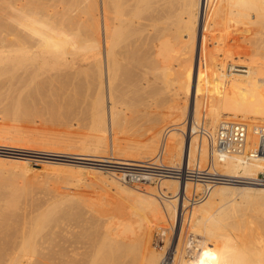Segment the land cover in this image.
<instances>
[{
	"label": "bare ground",
	"instance_id": "1",
	"mask_svg": "<svg viewBox=\"0 0 264 264\" xmlns=\"http://www.w3.org/2000/svg\"><path fill=\"white\" fill-rule=\"evenodd\" d=\"M91 1L93 6L89 5L84 8L88 15V18L85 17L87 18L86 21L90 20L89 22L87 21L88 31L86 32H88V36L85 32L90 44L82 45L84 47L80 46L78 42L80 38L79 40L77 39L78 41H73L70 38L71 36L67 35V29L60 27L62 20V24L66 21L67 26L75 21L74 19L71 22V15L66 18L67 13L60 12L59 14H62L63 18L60 16L62 18L59 19L61 23H58L60 24L59 26L56 25L60 28H53L51 27V21V24L49 21V23H45L47 18H45V22L41 21L43 18L40 20L34 13L28 12L26 6H17L18 11L15 12L14 8L10 7L13 10V16L15 17L17 14L18 21L15 19L13 21L17 28L14 26L12 31V27L8 31V27L6 30V27H3L2 29L4 30H0L1 33L2 31H7L10 32L8 35H12L11 39L4 38L1 41L0 63L4 62L2 65L7 62L11 63V71L15 72L23 68H32L30 70L40 72L43 70V65L51 59V49H48L49 52L45 49L46 47L55 46L58 49L59 47L71 46L69 48H72V52H64L60 55L62 51H65L64 48L63 50L61 48L60 54L57 57L55 56L64 66V80L62 81L66 86L69 83L67 80L70 75L75 80H78L80 75H84L82 77L89 86L84 85L87 90L95 87L97 89L96 92L99 91L98 95L96 92H92L98 96L97 101L93 104L94 115L97 117L94 121L92 120L95 127L106 122H109L110 126H119L118 122L121 124L119 118H126L125 115L119 117L121 113L123 115L122 111L126 107H124L126 104H123L124 101L127 102L123 99L124 94L134 90L137 92L140 88L139 91L142 90V96L139 92L138 94L139 97H143V100H139L144 102V105L145 102L150 104L149 102H153V100L154 105L156 100L167 103V108L163 110L157 104L159 110L157 109L154 112L157 115H160V113L164 114L163 117L168 120L164 127L159 124L156 125L154 122L155 126L153 124L151 129V125L147 124L149 128L146 131L148 129L151 130L146 136L147 143L145 142L146 145H143V152L149 156L156 154L161 140L162 147H164L162 149L172 148L176 143L181 151L184 148L182 165L183 167H186V165L189 168L192 167V169H195V173L254 179L259 172H264V156L249 158L241 154L221 155L214 149L212 150L214 135L218 125L224 120L247 123L251 133L249 139L254 144L256 143V136L253 130L256 126L264 125V0ZM99 9L101 10V16ZM10 10L6 12L11 14ZM70 10L72 9L70 8ZM70 10L65 11L70 12ZM75 11L73 9L72 12L75 13ZM8 14L5 17L6 23ZM3 18V12H1L0 22ZM55 22L57 23V20ZM7 24L12 26L13 23L9 22ZM72 28L70 29L72 30ZM21 31L23 33L29 31L37 34L40 39L36 41L29 40L27 36H20ZM102 36L105 39V47ZM83 41L82 39L80 40V42ZM9 46L10 48H8ZM84 49L87 52L80 53ZM124 61H128L130 64L134 63L139 69L132 70L134 72L138 70L137 73H133L134 76L130 72L131 68L129 71L127 69L128 73L130 72L127 81L130 79L133 81L131 82L130 80L129 84L127 83L128 86L131 83L133 84L132 88L127 86L131 88V90L127 88L129 90L127 92L124 89H120L121 87L119 88L122 82H127L126 79L128 78H125L126 67L123 64ZM134 64L125 66L134 67ZM93 67H95L96 72ZM2 72L5 73V70ZM26 72H28L27 69ZM82 82L78 80L81 86H83ZM60 85L65 88L62 82ZM76 85L79 86L78 84ZM135 86L139 88L137 89ZM123 88L126 89L124 86ZM117 89L120 90L118 91ZM88 91H91V89ZM184 95H186V98ZM190 95L195 98L193 111L192 109L189 111V114L194 117V124L197 121V125L200 126L199 119H201L202 108L206 106V114H204L206 117V129L201 127L203 128L201 132H204L205 142L203 141L204 144L201 150L203 153L200 151L202 153L200 157L204 156L205 160H208L206 159L208 157V142L210 165L207 172H203L206 168L203 167L201 169L192 165L193 163L191 164L192 160H194L192 139L194 134H197L194 132H196L198 126H191L188 123V128H186V124L180 127L178 122L186 115L182 103L187 104V99L191 97ZM169 102H172V105L168 107ZM153 107L151 105V109ZM150 111L152 112V110ZM146 112L142 113L146 114ZM222 114H225L226 118L219 121ZM149 115L151 117L153 114L149 113ZM157 115L152 117L156 118ZM150 117L148 118L152 119ZM123 121L122 118V123L125 122ZM150 122L151 120L148 123ZM124 124L120 126H124ZM182 124L184 123L182 122ZM180 131H182L181 133H186L187 138L180 137ZM131 146H128L130 147L129 150H134L135 146H132L133 148ZM200 161L202 162L201 158ZM86 162H93L95 165H106L91 160ZM152 163L154 164V161ZM179 164L181 165V162ZM179 164L175 163V167L180 166ZM124 169L121 171L123 173L122 181L127 179V172L132 175L139 172L137 167H124ZM168 169L167 167L166 170ZM118 171L113 172L112 176L115 178L111 177L110 181L117 186H121L118 181V176H120ZM165 171L163 173H166ZM169 173L156 175L158 177L152 174H143L149 175L151 178H160V184L166 189L165 196L170 199L168 202L172 206H176V203L180 201L178 195L182 192L186 194L187 190L192 188L190 183L192 181H182L179 184V191L174 193L169 187L170 180L174 178V175L168 176ZM146 175L144 179L147 177ZM247 181H232L234 184L244 187L231 186L229 184H232V182L226 180L214 182L210 178L194 181L203 183L201 184L205 186L203 187L205 188L203 193H207L211 187L214 188L209 191L211 193L210 195L208 194L209 198L207 197L206 203L202 204L203 206L201 207L198 206L199 210L191 208L196 210L194 212L192 210V214L190 212L186 215L180 213L183 216L179 231H177V226H173L172 230L174 233L165 234L166 238H164L165 242L162 246L156 240L157 244H153L155 242L153 239L156 238H154L155 224L162 223L167 225L166 220L173 219L176 212H172L170 211L172 209L167 208L168 211L166 210L167 214H165L156 197H151L153 194H150L151 196H142V205L150 208L153 215L149 216H152V219L150 222L146 221V223L142 220L132 219L130 218L131 216L129 218H121L120 215L119 217L118 215H113V212L109 213L110 209L107 212L100 204L98 206L93 199L87 197H64L59 202L43 204L42 217L38 215V219L41 218L42 220L41 227L26 231V228L24 229L22 226V229L26 232L25 234H19L20 231L18 233L14 228V237L9 241H5L3 243L4 246L1 243L3 247H0V264H264V243L254 247L249 246L252 242L250 237H252L253 231L257 230L258 226L260 227L264 222L262 219L264 206H262V211L257 212L263 215L262 217L259 214L258 216L253 215L254 211L249 213L251 208L255 210V207H253L255 206V204L253 205L255 201L264 200L262 195L264 194L262 193L264 192V185ZM21 187L23 188V186ZM24 189L27 191L28 188ZM16 191H19L18 188ZM239 198L241 200L244 198L245 200L238 202ZM183 202L185 203L186 200L184 201L183 199ZM200 202H198V205H201ZM246 204H248V207L249 204H252V207L250 206L251 208L249 209ZM260 204L258 206H261ZM1 208L4 210L6 207L3 208L2 206ZM256 210L258 211V209ZM1 213L3 212H0V215H2ZM185 213L187 212L185 211ZM8 214L10 213L8 212ZM13 214L12 216L16 212ZM12 216L10 215L9 220ZM4 219L8 220L6 217ZM4 219L2 217V220ZM36 220L35 224H38ZM2 222L0 224L6 225L7 223L8 226L10 225L9 221V223ZM5 229L8 230V227ZM177 232L179 233L177 234ZM176 234L178 235L177 241L175 239L172 240V235L176 237ZM6 238L8 240V237ZM187 248L190 249L187 250Z\"/></svg>",
	"mask_w": 264,
	"mask_h": 264
},
{
	"label": "rangeland",
	"instance_id": "2",
	"mask_svg": "<svg viewBox=\"0 0 264 264\" xmlns=\"http://www.w3.org/2000/svg\"><path fill=\"white\" fill-rule=\"evenodd\" d=\"M92 3L93 2L91 0H0V6H1L0 9L2 10V11L0 10V13L3 12V15H4V18L0 22V30H4L2 29L3 27L4 28L6 27L5 30L8 27V31H10L11 27H12L11 31L13 30L14 26L15 28H17V26L14 25L13 21L14 19L17 20L18 17H17V14L15 15V17L13 16V12H12L13 10L10 7H13L14 12H15V11H18L17 6H22V5L26 6L28 12L34 13V15L36 17L38 16V19L40 20L43 18V20L41 21L45 22L44 20L45 18H47L45 23H49L50 21L52 22V24L55 23L54 25H52L50 22L51 27L53 28L54 27L57 28L60 25L58 23H61V22L63 23V20L62 21L60 20L61 22L59 21V19L63 18L62 14H59V13L63 11L65 14L67 13V15L65 16L66 18L70 17L71 15V18H72L71 22L74 21V19L75 21L72 22L69 26H67L68 24H66V21H65L64 24L61 23L60 27L63 29L65 28L67 29V30L65 29L67 35L71 36L70 38L73 39V41H78L79 38L80 40L82 39V41L84 40L83 42H80V40L78 41L80 43V46L90 44L88 37H87L88 32H86L88 31L87 25L90 20H87L88 22L86 21V19L88 18L87 17L88 15L85 12L86 9L84 8L88 7L89 5L93 6ZM100 7H101V3H100ZM70 8L72 10H70ZM73 9L76 10L75 13L72 12ZM8 10H10L12 13L9 11V13L11 14H8V12H6ZM65 10H68V11L70 10V12L65 11ZM99 12L101 16L100 9H99ZM7 14L9 15L7 17L9 20V21L7 20V23L9 22L13 23L12 26H10L11 24L6 23L5 17L7 16ZM50 17H51V20H50ZM56 20H57V23L55 22ZM67 20L69 21V19ZM15 24H16V21H15ZM70 28H72V30ZM68 30H71L72 32ZM4 32H7V31H4ZM4 32L3 31L2 33L0 32V35H1L0 44H1V41L4 40V38L11 39L12 35L11 36L10 34L8 35V33L10 32H7V33H4ZM85 32L87 36L85 35ZM22 33L23 32L21 31L20 36L22 37L27 36L29 40L36 41L40 39L39 38L40 36L32 32L28 31L27 33H23V34ZM72 35L74 36L72 37ZM102 39H103V45L105 47L104 36H102ZM69 47L71 46L63 47L65 51H62L63 50L62 47H59L60 49L59 48L57 49V47L55 46L46 47L45 49L47 51L51 49L50 50L51 59H49V61L45 63L46 65L45 64L43 65L42 67L43 70H41L42 72L30 70L32 68H29V69L26 68L28 72H26L25 68L15 72L13 70L11 71L12 69L11 63L5 62L6 63L5 65H2L4 64V62L0 63V182H1L0 192L2 193V194L0 193V202H1L0 207L2 206L3 208L6 207L5 208L6 211H4L5 209L4 210L2 208L0 209V212H3L1 213L2 215H0V220H2V217L3 219L4 217H6L8 218V220L4 219L2 221H4V223L8 221L10 222V223L8 222L10 224L9 226L7 225V223H6L7 226L5 224L4 225L0 224V228L1 226H3L4 228L2 227V229L5 230L4 231L0 229L1 233L2 234L4 233L3 235L0 233L1 234L0 241H2L0 242V247L2 245L4 246L3 243H5V241H9L11 240L12 237H14L15 235V233H13L14 228H15V231H17L18 233L20 231L19 234H23V233L25 234L26 233L24 230L25 228H26V231L32 228L34 229L40 228L42 224V220L41 218L40 219L38 218L42 217L41 213H43L44 205L48 203L59 202L64 197H72V196L73 197L75 196L87 197V198L93 199L98 206L100 204V206H102V208L105 209L107 212L110 209L109 213L113 212L114 213V214L112 213L113 215H116V216L118 215V217L120 215L121 218H129L131 216L130 218L132 219L142 220V221H145L144 223H146V221L150 222V220L152 219L151 217L153 215H152V211L150 210V208H148L145 205L144 206L142 205L143 203L142 196H146V195L151 196L152 194L153 196L151 197H156V199L158 200V203H160L161 207L164 209L163 212H165V214H167L166 213L167 208L172 209V210L169 209L172 212H176L175 213L176 218L173 217V219L171 218V219L166 220L167 225L162 224V223H159L157 225L155 224L154 238L155 237L156 238L153 240L158 241V244L162 246L165 242L164 241L165 240L164 238H166L165 234H168L169 232L170 233L172 232L171 234H173L174 233L172 230L173 226H177L178 227L177 231H179V228L181 227L180 222H181L182 216L188 214L189 212L190 214H192L194 211L199 210L200 209L199 207L203 206L208 200L209 198L208 196L211 193V192L209 193V191H212L214 187L209 188V191L207 193L206 192L203 193V190H205V188H203L205 186L201 185L203 183L190 182L192 184L191 186L192 188H189L186 194L185 192L180 193L178 195V197H180V201L176 203V206L174 205L172 206V204L168 202V200L170 199L165 196L166 189L164 188V186L160 184V178H156V177L151 178L148 175L145 178L146 180H140L138 182L136 180L135 181L128 180V178L122 181L121 178H122L123 173L121 171L125 170L124 167H134V168L135 167L142 168V166L149 167V168H153V170L147 174H152V175H158V174L163 175L164 174L165 175L166 173H168L167 171H165L167 167L170 170H174L175 163L179 164L181 162V165H182V162H183L182 159L184 157L183 151L185 150L183 148L181 151L177 143L174 144L172 148L162 149L164 147H162V144H161L162 141L160 140V146L158 148L159 152L157 150L156 154L152 156H149L142 150V148L144 147L143 145L144 144L146 145L147 143L146 136L149 134V131L152 129V125L154 124L155 126V123H156V125L159 124V125H162V127H164L165 123L168 121L166 117H163L164 114L163 115L161 113L160 115H157V113L155 114L156 110L157 109L159 110V108L161 110L166 109L167 103L165 104L164 102L156 100L155 105H154V100H153V102H149L150 104L148 103L146 104L145 102V105H146L145 106L143 104L144 102L142 101L140 102V100H143V97H141L142 90L139 91L140 89L139 87L135 86V88L137 89L139 88L138 90L136 89L137 92L134 90L135 89L134 87H133L134 88L133 92H127L129 91L128 89L131 90L133 86L132 83H131L132 85L130 84L131 88H128L130 86L127 85V83L129 84L131 80L130 79L129 81H127L129 79L130 72L131 74L137 73L139 69L138 67H136L134 63H133L134 67L136 68H134L133 66L131 67L125 66V65H133V64H130L128 61L127 62L124 61L123 64H125L124 67H126L125 68V75H126L125 78L126 77L128 78L126 79L127 82L125 83L122 82L125 85L121 83L122 86L120 85L119 88L121 87L120 89H124L125 92H127L125 93L124 91L121 90L123 93H125L124 94L125 96H123V99L126 100L127 102L125 101L123 102V104H126L124 105V107L126 106L125 107L126 109L123 107L124 108V110L122 111L123 115L121 113L119 117L125 115L127 119L124 117H121L119 119L121 120V124H124V123L125 124L124 126L123 125L120 126L121 124L120 122H118L119 123L118 125L120 126L119 127V126H110L109 122L108 123L106 122L103 125H99L95 127V125L92 123V120L94 121V119H96L97 117L96 115H94L95 112L93 111V107H94L93 104H95V102L97 101L98 96H96V93L98 95L99 91L96 92L97 89L95 87L89 88L91 89V91H88L89 89L87 90L85 86H88V85L85 79L83 78L84 75H80L81 77L79 76V79H78L79 81L81 80L84 82V83L82 82L83 86L79 85L81 82L78 83V80L77 79L75 80L74 78H72L73 76L71 75L70 77H68V80L69 78L70 80L69 81L67 80V82H69L68 84H70L69 86H67L68 84L65 86L64 82L62 81L64 80V77H63L64 76L63 75L64 66L56 57L58 54H60L59 52L61 51L62 52L60 55H62L64 52H69V53L72 52V48L70 49ZM8 48H10V46ZM81 51L82 52L80 51L78 52L80 53L87 52V50L85 49ZM1 68L5 70V73L2 72L3 70ZM93 68L95 71V67ZM127 69L128 71L129 69L131 71L128 73ZM135 69H138V70H136L135 72L132 71ZM31 71L32 73H30ZM125 78L123 77L124 81H125ZM60 80L62 82V85L64 84L63 86L65 88L61 87ZM131 82L133 81L131 80ZM74 83L78 84L79 86H77L76 84L74 85ZM123 86L126 87V89L127 88L128 89L126 90L125 88H123ZM120 89H117V90L119 91ZM92 92H96V93H92ZM138 92L141 95L140 97H139ZM126 94L128 97L126 96ZM185 96L186 95H184V97ZM191 98H194V96L192 95L191 97H188L189 100L187 99V102H188L187 104L182 103L183 109H185V114L187 116L184 115V118L178 121L180 127L181 125L183 126L185 124H186V128H188L190 124L191 126L197 125V121H196V124H194L195 120H194L193 115L189 114L190 109H192L193 111V108H194L193 103H195V98L194 99H191ZM135 103H137V105H135ZM157 104L160 106V107L158 106L159 108L157 107ZM161 104L163 105L161 106ZM168 104H169L168 105L169 107L172 105V102H169ZM151 105L152 107L154 106L152 109H151ZM185 105H186V108H185ZM190 105H191V108H190ZM141 107H143L144 110ZM205 108L206 106L202 108L203 109L201 112L202 115L200 116L201 119H199V124L204 129H206L205 128L206 120H203L202 117H204L203 115L206 114ZM125 110L128 114L125 112ZM140 110L141 111L143 110L142 112H146L148 110L147 112L153 115H157V117L155 116L156 118H153L154 117L153 115H151L150 117L149 113L146 112L145 114V113H142ZM150 110H152L153 113ZM80 111L81 112L83 111V112L81 113ZM143 114H144V117H143ZM140 116L144 119H142ZM148 117L152 118L153 121L152 119H149ZM122 118L124 121L126 119L125 122L123 121L124 123H122ZM129 118H132V119H129ZM223 118H226L225 114H222L219 121H221ZM120 120H117V121H120ZM149 120H151L150 123H148ZM182 122L184 124H182ZM147 124L151 125L150 127L151 129H148L146 131V129L149 128V125ZM181 132L182 131L179 132L180 137L184 139L187 138L186 136L187 134L181 133ZM193 137L195 138V139L194 138L192 139V150L194 151L193 152L194 160H192L193 162H191V164L193 163L192 165L198 168H201V169L203 167L208 168V166L210 165L209 158H208L210 157L209 146H208L209 144L207 142L208 157H206V159L208 160H205L204 156L200 157L203 153V151L201 150L204 144L203 141L205 140L204 139L205 137L203 136V134L201 135L194 134ZM200 137L202 140L200 139ZM131 145L135 146L134 150H131V149L129 150L130 147L128 146H131ZM132 146L131 148H133ZM163 154H165L166 156ZM180 154H181V157H180ZM203 157H204V160H203ZM180 158H181V161H180ZM200 158L202 162L200 161ZM89 160L95 161L99 164L101 163V164H106V165H95L93 164V162L87 163L86 161H89ZM152 161H154V164L152 163ZM130 164H133V165H130ZM107 165H110V166H107ZM114 169L119 170L118 174L120 173L119 174L120 176H118L119 177L118 181L121 184V186H117L115 183L110 181L111 177H114L112 176L113 172L116 171ZM163 171H165L166 173H163ZM168 176H172V175L169 174ZM14 181L15 182L17 181V182L15 183ZM182 181L184 182V180H178L176 179V176H174V178L170 180V185H169L170 190L173 191L174 193L179 191V184ZM5 182L7 185L5 184ZM198 185L199 187H197ZM229 185L240 186V187L242 186V185H238L234 183L229 184ZM21 186H23V188ZM17 188L19 191H16ZM24 188L26 189L28 188L27 191ZM7 190L9 191L6 192ZM262 193L260 192V194ZM262 195L264 196V194ZM183 199L184 201L186 200L185 203L183 202ZM198 200L201 201L200 202L201 205H198L199 204ZM243 200L245 199L242 198L241 200V198H239V200L237 201L239 202ZM260 201H255L254 203L252 202L253 205L255 204V206H253L255 207V210L251 208L252 204H249V207L247 206L248 204H246V206L249 209L251 208V211H249V213L254 211L252 214L255 216H258L259 213L257 212L262 211L261 210L263 208L262 206H264V200H260ZM249 203L251 202L249 201ZM259 204L261 206H258ZM36 207L38 208L41 207V208L38 209ZM191 208L193 209L197 208V209L193 210ZM256 209H258V211ZM105 210H102V211H105ZM185 211L187 213H185ZM8 212L10 214H8ZM13 212L14 214L16 212L15 214L16 216L13 214ZM180 213H182L183 215ZM3 214H6V215L3 216ZM12 214L14 216H12ZM146 214L148 215V218L150 219L147 218ZM7 215L9 216L7 217ZM10 215L12 216L11 217L12 220L11 219L9 220ZM150 215L152 216L149 217ZM260 215L261 214H259V216ZM132 216L135 218H133ZM262 216L263 215H261V217ZM262 219L264 221V216L262 217ZM35 220L36 222H38V224L37 223L35 224ZM2 221H0V223H3ZM5 226L8 227L9 231L5 229L6 228ZM22 226L24 227V229H22L23 228ZM178 233L179 232H177V234ZM9 234L11 237L9 236ZM177 234H176V237L175 235L174 236L172 235V240L175 239L177 241L178 239ZM251 236L252 237L250 238H252V242L249 244L250 247H254L256 245H261L264 243V222L262 223L260 227L258 226L257 230L253 231V234ZM1 237H2V240H1ZM6 237H8V240H6L7 239ZM156 241L153 243L154 245L155 243L157 244ZM188 249L190 248H187V250Z\"/></svg>",
	"mask_w": 264,
	"mask_h": 264
},
{
	"label": "built area",
	"instance_id": "3",
	"mask_svg": "<svg viewBox=\"0 0 264 264\" xmlns=\"http://www.w3.org/2000/svg\"><path fill=\"white\" fill-rule=\"evenodd\" d=\"M202 118L203 120H206L205 116ZM201 129L203 130L200 125L194 133L203 134L204 132H201ZM253 132L256 136L255 144L249 139L251 133L247 123L241 121L224 120L218 125L216 133L214 135V145L212 147V150L214 149L217 153L221 155L241 154L246 155L249 158H257L259 156H264V125L256 126ZM152 170L153 168L142 166V169L140 170L139 168V172H136L134 175L127 172L126 177L131 181L146 180L144 179L146 174L143 173H149ZM207 170L208 168H206V170H203V172H207ZM166 171L170 172L169 174L176 176V179L178 180H186L192 182L197 181L198 179L201 180L209 178L214 182L224 180L228 182H242L250 180L247 182L258 185H264V172H260L254 179H246L228 176L225 177L221 175L195 173V169H192V167L189 168L188 165H186V167H183L182 165L181 167H175L174 170L168 169Z\"/></svg>",
	"mask_w": 264,
	"mask_h": 264
}]
</instances>
